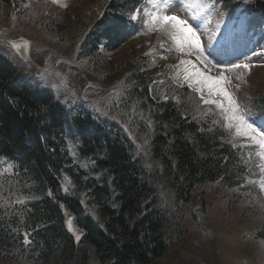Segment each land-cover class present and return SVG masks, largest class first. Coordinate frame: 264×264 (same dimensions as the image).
Segmentation results:
<instances>
[{
	"label": "trees",
	"instance_id": "trees-1",
	"mask_svg": "<svg viewBox=\"0 0 264 264\" xmlns=\"http://www.w3.org/2000/svg\"><path fill=\"white\" fill-rule=\"evenodd\" d=\"M25 1L32 0H0V14L29 17ZM98 2H89L72 41L62 15L39 6L34 17L62 46L82 37L66 62L74 57L79 75L95 72L99 90L115 87L107 109L124 126L90 107L68 117L49 87L24 82L0 52V161L8 164L0 169V264H153L180 232L159 185L172 203H188L197 185L231 189L249 174L246 149L233 145L213 106L164 74H151L144 49L134 45L131 57L108 58L144 36L138 29L130 34L135 25L128 15L138 0ZM254 4L264 7V0ZM256 91L249 110L262 113L264 86ZM135 141L149 148L156 170L146 167ZM64 212L79 240L66 228Z\"/></svg>",
	"mask_w": 264,
	"mask_h": 264
},
{
	"label": "rangeland",
	"instance_id": "rangeland-1",
	"mask_svg": "<svg viewBox=\"0 0 264 264\" xmlns=\"http://www.w3.org/2000/svg\"><path fill=\"white\" fill-rule=\"evenodd\" d=\"M69 1L63 0V3L67 6ZM90 1L93 4L99 1L98 6H100V0H71L70 3L72 4L68 8L61 6L59 3H53V0H32L27 1L31 6L29 17L15 18L11 13L0 14V48L5 53L0 52L16 66L21 75H26L33 85L39 83L45 87H50L55 94L54 96L61 101L66 109L68 117L75 114L79 108L87 110L90 107L91 111H99V113L111 119L114 113L107 109L109 106L108 100L110 93L116 89L111 90L113 87L110 86L105 90H99L102 83L95 76V72L88 73V77L79 75L81 72L78 74L76 70L80 71L81 66L74 57L69 58V61L76 68H70L69 61L66 62L61 58H57L56 56L60 54L58 50L64 48L65 44L63 43L62 46L50 32L37 24L38 20L34 17V13L38 12L39 6L49 13L62 15L61 18H66L69 22L68 29L70 31V41H72L76 37V29L84 24V12L88 9ZM139 1L137 9L140 13L146 14L157 11L151 4L148 7V0L144 12L141 11L143 6L141 0ZM177 2V0H168L165 4L164 0H157L159 6L157 14L166 13L186 19L176 9ZM191 9V14L197 11L194 7ZM80 10H83L82 14H80ZM79 19L81 25L77 23ZM197 19L198 24L196 27L198 29L205 27L213 29L217 25V23L214 25V20H211L212 14L210 13ZM257 21L260 22L259 19ZM220 23H224V21ZM263 29L257 26L249 34L252 36L255 31H259L264 36ZM174 31L168 26L167 32L162 31L160 33V39L166 41L158 52L156 51L158 48L151 49V47L159 39L148 37L150 39L148 41L146 36H142L135 39L133 44L124 47L111 59L113 57L120 58L121 56L131 57V50L134 47L139 51L144 49L147 55H152V60L157 67H163L167 71L165 74L168 78H171L174 82L184 83L186 82L185 79L178 74L179 68L183 65L182 61H187L190 57L195 58L198 54L188 47H178L168 34ZM260 39L263 40L264 44V39ZM200 40L203 53L213 62L211 52L205 46L204 38L200 36ZM210 44L213 45L214 42ZM14 45L18 47H14ZM68 48L69 42L64 52ZM54 54L56 56H53ZM186 54L187 57L184 56ZM252 56L251 59L253 60H250L247 68H232L230 71L227 68L224 69L228 72L227 77L229 74L233 76L229 79L230 83L227 86L228 91L237 101L240 111H244L240 99H244L243 97L248 95V92H256V86L264 85V66H258L261 69L254 70L251 73L250 80L247 78L251 69H253L251 68L253 65L264 64V51ZM213 68L216 67L213 66ZM188 79L192 78L189 77ZM189 83L193 84L191 81ZM198 94L203 96V99L210 98L205 95L204 90L202 93L198 92ZM214 106L220 112L226 126L234 130V137L240 139L243 145L255 147L259 174L264 176V149L253 143L249 139V135L238 131L235 122L226 120L223 110L218 108L216 104ZM230 123L233 124L232 127L228 126ZM141 147H139L140 150ZM73 152L69 149L71 155H73ZM248 183H255L264 197V187L259 184V180L248 179ZM67 185L68 180L64 179L63 188L66 189ZM158 191L162 205L168 209L170 220L173 222L175 229L180 232L167 247L165 254L157 259L154 264H264V238H255L257 231L260 228L264 229V203L261 198H256L250 193L245 194L239 188L223 189L217 184H204L197 185L194 188L191 200L188 203L174 204L161 185H159ZM65 218L71 226L69 215L65 214ZM73 235L76 238L79 237L80 233L74 231Z\"/></svg>",
	"mask_w": 264,
	"mask_h": 264
},
{
	"label": "snow or ice",
	"instance_id": "snow-or-ice-1",
	"mask_svg": "<svg viewBox=\"0 0 264 264\" xmlns=\"http://www.w3.org/2000/svg\"><path fill=\"white\" fill-rule=\"evenodd\" d=\"M168 0H164V3L167 4ZM53 3H59L61 6H66L63 3V0H53ZM149 3L153 8H156L157 11L146 13V15L150 16V21L153 26L158 25L159 27L155 30L158 31H168V26L171 29H174V32H169L168 34L171 36L172 40L177 44L178 47L184 48L188 47L198 54L199 57H203V60L207 63H211L208 61L207 57L203 54V48L201 45L200 36L197 34V31L194 30L193 26L189 23L188 19H181L176 15H168L157 14L159 12V6L157 0H149ZM188 8H196L197 11L193 12L191 19L195 20L200 15L203 14L204 9L208 7L206 4L199 3V0H191L190 3L187 4ZM139 10L136 13L131 15V20L136 21L138 19ZM14 47H18L14 45ZM212 53H210L211 55ZM255 54V53H254ZM182 63H189L188 61H182ZM214 67L220 66L219 64L213 65ZM221 67V73L218 77L207 76L198 70L194 73V75L198 78L197 83L202 85V87L198 88L197 91L203 92L206 88L209 97L213 95L219 97V99H203V103L205 104H216L218 108L223 110L224 116L226 120L231 122H235L240 128L244 129V133L249 135V139L253 141L256 145H258L261 149H264V127L256 124V119L251 117L249 111H240L239 105L237 101L233 98L232 94L227 90V83H230L229 78L224 74V68H227L229 71L232 68H247L248 65L245 63H234L230 65H224ZM227 104V107L225 106ZM264 124V121H262ZM232 127L233 124L230 123L228 125ZM67 191V189H66ZM29 233H25V243H30L28 240ZM79 240V237H76Z\"/></svg>",
	"mask_w": 264,
	"mask_h": 264
},
{
	"label": "bare ground",
	"instance_id": "bare-ground-1",
	"mask_svg": "<svg viewBox=\"0 0 264 264\" xmlns=\"http://www.w3.org/2000/svg\"><path fill=\"white\" fill-rule=\"evenodd\" d=\"M23 7H28V3H27V1H25V2H23L22 3V5H21V8H23ZM251 47H249V46H247V50H248V52L249 51H251ZM184 56H186L187 57V54L186 55H184ZM188 62L189 63H183V65L179 68V70H178V74L180 75V77H183L184 79H185V81H187V82H192L193 84H198L197 83V80H198V78L194 75V73L198 70L199 72H201V73H203V74H205V75H207V76H211V77H218L219 75H220V73H221V70H217V69H213L212 68V65H209V64H207V62H205L203 59H202V57H199L198 58V56L196 57L195 56V58L194 57H190V59H188ZM224 74L225 75H227L228 74V72L227 71H224ZM231 74H229L228 75V78L229 79H231ZM189 77H191L192 79H188ZM233 77V76H232ZM189 86H191V88H193L194 86L193 85H191V84H188ZM199 86H202V85H200V84H198ZM227 85H228V83H227ZM206 92H207V89L205 88L204 89ZM227 90H229L228 89V86H227ZM208 93V92H207ZM51 94L52 95H55L54 94V92L53 91H51ZM209 96V95H208ZM210 98H212V99H219V97H217V96H215V95H213L212 97H210ZM225 106L227 107V104H225ZM240 132H242L243 131V128H240V130H239ZM73 148V149H72ZM69 149L70 150H72V151H76V150H74V146H73V144L72 143H68L67 144V151H69ZM141 150L144 152V153H146V154H149L150 153V150H149V148L147 147V146H143V147H141ZM249 150V149H248ZM144 164H146V167H150V168H152L153 167V165L150 163V162H144ZM250 168H251V165L249 166ZM152 169H155L156 170V168L155 167H153ZM140 177V176H139ZM144 189H145V191L148 193V188H145L144 187ZM156 196H157V194H155ZM158 197V196H157ZM151 201L152 200H150V202L148 203V205L149 204H151V206L149 207V209L151 208V210L153 211V205H152V203H151ZM172 242H169V244L167 245V247L171 244ZM156 262V260L154 261V263ZM153 263V264H154Z\"/></svg>",
	"mask_w": 264,
	"mask_h": 264
}]
</instances>
